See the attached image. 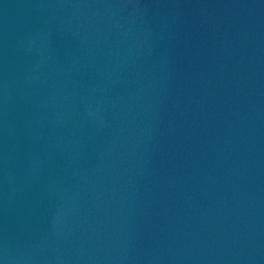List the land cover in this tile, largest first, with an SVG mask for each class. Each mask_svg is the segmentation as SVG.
<instances>
[{"label": "water", "instance_id": "water-1", "mask_svg": "<svg viewBox=\"0 0 264 264\" xmlns=\"http://www.w3.org/2000/svg\"><path fill=\"white\" fill-rule=\"evenodd\" d=\"M0 264H264V0H0Z\"/></svg>", "mask_w": 264, "mask_h": 264}]
</instances>
